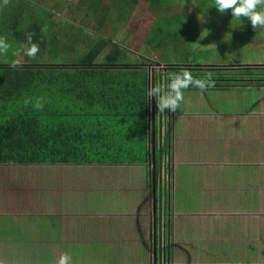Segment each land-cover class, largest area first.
Wrapping results in <instances>:
<instances>
[{
	"label": "crops",
	"instance_id": "crops-1",
	"mask_svg": "<svg viewBox=\"0 0 264 264\" xmlns=\"http://www.w3.org/2000/svg\"><path fill=\"white\" fill-rule=\"evenodd\" d=\"M263 67H194L215 86L158 111L156 207L149 136L146 163L15 166L0 182V264H264Z\"/></svg>",
	"mask_w": 264,
	"mask_h": 264
},
{
	"label": "trees",
	"instance_id": "trees-1",
	"mask_svg": "<svg viewBox=\"0 0 264 264\" xmlns=\"http://www.w3.org/2000/svg\"><path fill=\"white\" fill-rule=\"evenodd\" d=\"M138 1L149 4L150 10L165 6L163 0L128 3L137 5ZM125 19L124 14L119 22ZM161 22L167 26L176 23L157 22L154 35L148 39L154 49L170 41V36L162 34ZM16 36L17 46L23 49L26 37L19 33ZM32 39L39 51L48 46L42 31L33 33ZM97 42L81 62L69 67L0 65V166L117 165L142 159L147 162V70L123 67L121 57L126 53L121 47L106 39ZM56 44L54 39L53 45ZM108 47L110 51L106 53ZM184 69L194 71L191 67L167 66L168 73L155 74V86L163 78L169 82L173 76L168 75L170 72ZM37 102L42 108L35 107Z\"/></svg>",
	"mask_w": 264,
	"mask_h": 264
},
{
	"label": "rangeland",
	"instance_id": "rangeland-1",
	"mask_svg": "<svg viewBox=\"0 0 264 264\" xmlns=\"http://www.w3.org/2000/svg\"><path fill=\"white\" fill-rule=\"evenodd\" d=\"M163 1L164 7L150 10L149 4L143 1L130 5L128 0H9L4 6L0 0V37L10 45L7 54L0 55V65L19 61L24 66L68 67L81 62L96 48L97 40L102 42L104 39L124 50L126 55L121 57V65L130 70L142 62H146L147 69L162 66L157 69V74L167 66L191 67L197 71L204 67H244L264 63V28L254 29L248 18H233L230 10L219 13L212 7L214 0ZM124 14L126 19L120 23L119 18ZM199 16L204 17V22ZM170 20L176 21L174 26L159 24L162 34L170 36V41L165 46L159 44V48H152L148 39L154 35L157 22ZM40 31L47 37L48 47L40 50L35 58H28L17 46L16 35L19 33L25 38L28 33ZM54 39L56 45H53ZM109 51L110 47L105 49L106 53ZM147 57L151 62L146 60ZM194 71L196 76H205L203 72ZM179 73L174 71L168 75ZM251 75L243 73V77ZM255 76H260L256 82L264 81L261 80L264 73ZM157 117H160L159 112ZM13 168L0 166V178H4L0 182H7L9 189L10 181L6 177ZM3 211L8 212V206ZM248 254L231 255L238 260Z\"/></svg>",
	"mask_w": 264,
	"mask_h": 264
},
{
	"label": "clouds",
	"instance_id": "clouds-1",
	"mask_svg": "<svg viewBox=\"0 0 264 264\" xmlns=\"http://www.w3.org/2000/svg\"><path fill=\"white\" fill-rule=\"evenodd\" d=\"M9 0H3V5H8ZM221 14L231 10L233 18L240 19L246 17L250 20L254 29L264 28V0H214V5ZM259 9V10H258ZM204 22V17H198ZM43 31V30H42ZM203 36H201L202 38ZM10 45L4 37H0V55H6ZM23 54L28 58H35L39 52V45L32 42V34L26 37V43L22 46ZM10 67L20 66L19 61H13ZM190 86L199 88L203 93L208 87H214L215 81L212 79V73L206 74L204 79H196L191 72L184 70L170 78L169 83L165 86H154L148 90V97H159L156 100L158 111L164 113L165 109L176 112L184 101V90ZM27 104V101L25 102ZM42 104L37 102L35 107L42 108ZM56 264H72L71 256L62 253Z\"/></svg>",
	"mask_w": 264,
	"mask_h": 264
},
{
	"label": "water",
	"instance_id": "water-1",
	"mask_svg": "<svg viewBox=\"0 0 264 264\" xmlns=\"http://www.w3.org/2000/svg\"><path fill=\"white\" fill-rule=\"evenodd\" d=\"M69 67V66H68ZM62 68V67H60ZM260 69V68H259ZM149 74V89L154 87V76L156 69H147ZM149 151H150V167L153 170L152 174V202L154 207L157 204V191H158V177L156 174V114H155V97H150V117H149ZM156 215V209L154 216ZM154 216L152 217L154 219ZM156 263V257L154 258Z\"/></svg>",
	"mask_w": 264,
	"mask_h": 264
},
{
	"label": "flooded vegetation",
	"instance_id": "flooded-vegetation-1",
	"mask_svg": "<svg viewBox=\"0 0 264 264\" xmlns=\"http://www.w3.org/2000/svg\"><path fill=\"white\" fill-rule=\"evenodd\" d=\"M48 46H46V48H47ZM45 48V49H46ZM142 58H145V57H142ZM146 60H149L150 62H151V60L150 59H148V58H146ZM148 62V61H147ZM146 62H142V65H134V67H140V70H142V69H146L147 70V68H145V64ZM152 63H153V61H152ZM150 67H153V65H149ZM154 67H156V72H155V74H157L158 72H157V69H160L162 66H160V65H157V66H154ZM158 67V68H157ZM175 67V66H174ZM58 68H60V67H58ZM264 68V67H263ZM180 69V68H179ZM262 69V68H261ZM166 72L168 73V70H167V68L166 69H162L159 73H162L163 75H165L166 74ZM147 73H148V70H147ZM164 79V78H163Z\"/></svg>",
	"mask_w": 264,
	"mask_h": 264
}]
</instances>
